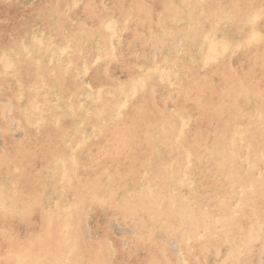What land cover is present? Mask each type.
Segmentation results:
<instances>
[{
	"label": "bare ground",
	"instance_id": "6f19581e",
	"mask_svg": "<svg viewBox=\"0 0 264 264\" xmlns=\"http://www.w3.org/2000/svg\"><path fill=\"white\" fill-rule=\"evenodd\" d=\"M262 254L264 0H0V264Z\"/></svg>",
	"mask_w": 264,
	"mask_h": 264
},
{
	"label": "rangeland",
	"instance_id": "374dc122",
	"mask_svg": "<svg viewBox=\"0 0 264 264\" xmlns=\"http://www.w3.org/2000/svg\"><path fill=\"white\" fill-rule=\"evenodd\" d=\"M223 9H225V8H223ZM110 221V222H109ZM109 221H106V223H105V225L109 228V229H111V230H116V232H118V233H121V234H126V233H128V230H127V228L124 226V225H121V224H118L117 225V223H115L114 221H112V220H109ZM116 226V227H115ZM173 246V249L175 248V250L177 251V248H178V246H177V244L175 245V244H171L170 245V247H172ZM175 246V247H174ZM176 253H178V252H176ZM258 261V264L260 263V264H264V254H262L261 256H260V258L257 260Z\"/></svg>",
	"mask_w": 264,
	"mask_h": 264
}]
</instances>
